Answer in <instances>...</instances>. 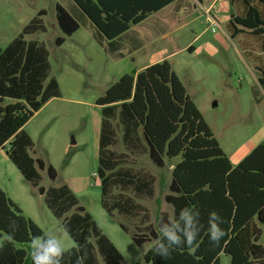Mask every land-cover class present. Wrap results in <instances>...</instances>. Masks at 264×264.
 <instances>
[{
  "label": "trees",
  "instance_id": "trees-1",
  "mask_svg": "<svg viewBox=\"0 0 264 264\" xmlns=\"http://www.w3.org/2000/svg\"><path fill=\"white\" fill-rule=\"evenodd\" d=\"M72 1L114 51L115 41L132 27L180 0ZM197 1L202 4L204 0ZM242 1V15H235L230 23L233 37L248 33L264 39V0ZM55 9L65 37L79 31L80 24L69 11L60 4ZM45 15L40 10L17 38L6 48L0 47V150L8 147L10 161L45 197L76 244L61 253L59 264H77L78 258L81 264H123L122 254L67 185L48 190L40 186V171H47L52 181L58 173L52 165L32 157L33 141L24 127L50 100L61 97L59 82L50 76L49 51L27 40L45 32ZM65 41L59 37L55 44L60 47ZM259 82L264 90V78ZM97 105L102 108L96 174L102 207L110 217L118 214L134 225L132 240L137 247L154 242L145 264H224V258L230 264H264V143L233 167L168 61L125 74ZM120 145L122 152L116 149ZM143 156L160 169L167 161L181 158L172 170L166 196L173 215L162 213L156 226L140 202L154 199L157 182L149 171L136 167ZM185 207L191 208V227L203 225L199 235L190 247L173 245L170 256L158 255L154 250L157 241L168 244L164 229L183 237L187 225L181 210ZM211 212L223 219V223L214 222L225 231L215 244L208 235ZM120 226L129 233L124 224ZM33 240L55 243L0 188V264H34Z\"/></svg>",
  "mask_w": 264,
  "mask_h": 264
},
{
  "label": "rangeland",
  "instance_id": "rangeland-1",
  "mask_svg": "<svg viewBox=\"0 0 264 264\" xmlns=\"http://www.w3.org/2000/svg\"><path fill=\"white\" fill-rule=\"evenodd\" d=\"M212 2L204 0L203 7L197 0H180L132 27L115 41L111 51L110 42L98 34L72 0H0L1 48H6L40 10L46 11L45 32L27 37L49 51L50 76L57 79L61 90V97L50 100L24 127L33 141L32 157L52 165L58 173L52 181L47 171H40V186L48 190L67 185L122 254L123 264H145L144 257L154 242L137 247L132 240L134 225L118 214L110 217L105 212L96 176L102 121L97 100L122 76L168 61L233 167L264 143V90L259 82L264 78V39L248 33L233 37L230 23L235 15H242V0H217L210 8ZM57 4L80 24L71 37H65L57 25ZM179 7L188 12L178 18ZM205 8L219 26L208 22ZM59 37L66 39L60 47L55 44ZM188 46L194 50H184ZM7 149L0 150V188L64 251L76 247L64 230L63 220L54 217L45 197L23 178L8 158ZM116 149L123 151L121 145ZM180 160L167 161L163 169L147 156L137 160V168L157 179L154 199L140 201L149 210L154 226L162 213L173 215L166 196L170 194L172 170ZM223 263L230 264V259L224 258Z\"/></svg>",
  "mask_w": 264,
  "mask_h": 264
},
{
  "label": "clouds",
  "instance_id": "clouds-1",
  "mask_svg": "<svg viewBox=\"0 0 264 264\" xmlns=\"http://www.w3.org/2000/svg\"><path fill=\"white\" fill-rule=\"evenodd\" d=\"M191 208L185 207L181 210V218L186 221V229L183 230V237L177 234V231L172 229H164L162 234L167 238L168 244L167 246L157 241V245L154 247L155 252L161 256H170L171 248L173 245L175 246H192L196 240V237L199 235L201 228L193 229L191 227L192 217L188 215V212ZM196 215L199 216V212L196 211ZM219 221L223 223V219L216 212H211L208 217L209 224L211 225L208 228L209 240L212 243H219L220 239L225 235V231L218 227L217 223L214 221ZM32 258L34 260V264H59L58 258L61 256V253L64 251L56 243H48L47 245H43L39 240H33L32 244ZM39 248L40 251H35V249ZM77 264H81L80 259L78 258Z\"/></svg>",
  "mask_w": 264,
  "mask_h": 264
},
{
  "label": "crops",
  "instance_id": "crops-1",
  "mask_svg": "<svg viewBox=\"0 0 264 264\" xmlns=\"http://www.w3.org/2000/svg\"><path fill=\"white\" fill-rule=\"evenodd\" d=\"M216 1H217V0H213L212 4H210L209 7H210V8H212V7L214 8V4H215ZM183 3H185V2L183 1ZM200 4H201V3H200ZM201 5H202L203 7H205L203 3H202ZM206 10H207V9L205 8V11H206ZM186 12H188V9H187V8H181V7H179V8H178V12H177V16H178V18H179L181 15H185ZM32 19H33V18H32ZM32 19H31V20H32ZM31 20H29V22H28L26 25L23 26L21 32H22L23 29H24V28L30 23ZM21 32H20V34H21ZM20 34H19V35H20ZM19 35H18V36H19ZM18 36H17V37H18ZM17 37H16V38H17ZM12 41H13V40H12ZM184 50H188V51L191 52V51L194 50V47H193V46H188V47H186ZM156 62H157V60H156L154 63H156ZM152 65H153V64H152ZM146 67H148V66H145L144 68H146ZM144 68H142V69H144ZM142 69H141V70H142ZM137 71H140V70L137 69Z\"/></svg>",
  "mask_w": 264,
  "mask_h": 264
},
{
  "label": "built area",
  "instance_id": "built-area-1",
  "mask_svg": "<svg viewBox=\"0 0 264 264\" xmlns=\"http://www.w3.org/2000/svg\"><path fill=\"white\" fill-rule=\"evenodd\" d=\"M206 14L208 15V22H212L214 24V26H219L218 22L213 18V16L210 13V10L206 11ZM213 32L215 33L216 30L213 29Z\"/></svg>",
  "mask_w": 264,
  "mask_h": 264
}]
</instances>
